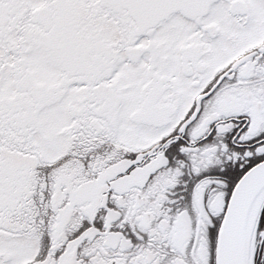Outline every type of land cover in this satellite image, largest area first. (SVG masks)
I'll return each mask as SVG.
<instances>
[{"label":"snow or ice","instance_id":"snow-or-ice-1","mask_svg":"<svg viewBox=\"0 0 264 264\" xmlns=\"http://www.w3.org/2000/svg\"><path fill=\"white\" fill-rule=\"evenodd\" d=\"M0 264H264V0H0Z\"/></svg>","mask_w":264,"mask_h":264}]
</instances>
